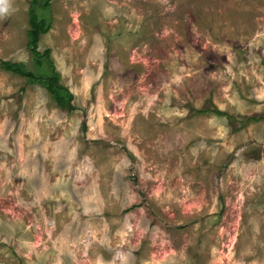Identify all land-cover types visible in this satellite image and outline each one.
I'll return each instance as SVG.
<instances>
[{
	"label": "rangeland",
	"instance_id": "obj_1",
	"mask_svg": "<svg viewBox=\"0 0 264 264\" xmlns=\"http://www.w3.org/2000/svg\"><path fill=\"white\" fill-rule=\"evenodd\" d=\"M41 1L73 107L0 68V264H264V0Z\"/></svg>",
	"mask_w": 264,
	"mask_h": 264
},
{
	"label": "trees",
	"instance_id": "obj_2",
	"mask_svg": "<svg viewBox=\"0 0 264 264\" xmlns=\"http://www.w3.org/2000/svg\"><path fill=\"white\" fill-rule=\"evenodd\" d=\"M37 0H29L27 7V22H28V49L30 50L32 57L34 58V62L38 66H42L44 57L46 59V63L49 66L48 71H44L41 73L34 72L30 68H28L24 62L22 61H8L0 57V68L4 70H8L12 73H16L18 75L23 76L28 83L37 82L41 84L46 91L53 98L56 105L60 107H64L67 110L72 109V104L70 102L72 98V93L67 89L65 85L58 81V77L55 74V69L51 60H47L46 56L49 52L48 48H44L42 51L37 49V40L41 33L45 32L49 28V22L44 18L39 17L34 10V5ZM48 0H42L41 5L47 6ZM209 108H195L196 112H204ZM212 111L215 113H222V110L218 108H212ZM246 119H256V116H247Z\"/></svg>",
	"mask_w": 264,
	"mask_h": 264
},
{
	"label": "clouds",
	"instance_id": "obj_3",
	"mask_svg": "<svg viewBox=\"0 0 264 264\" xmlns=\"http://www.w3.org/2000/svg\"><path fill=\"white\" fill-rule=\"evenodd\" d=\"M8 11V2L7 0H0V17Z\"/></svg>",
	"mask_w": 264,
	"mask_h": 264
},
{
	"label": "water",
	"instance_id": "obj_4",
	"mask_svg": "<svg viewBox=\"0 0 264 264\" xmlns=\"http://www.w3.org/2000/svg\"><path fill=\"white\" fill-rule=\"evenodd\" d=\"M84 128L83 124H82V129Z\"/></svg>",
	"mask_w": 264,
	"mask_h": 264
}]
</instances>
